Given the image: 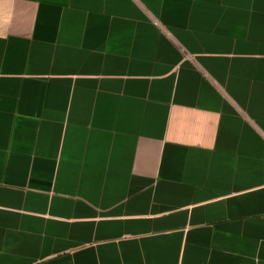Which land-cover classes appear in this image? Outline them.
I'll return each instance as SVG.
<instances>
[{"label": "crops", "instance_id": "obj_1", "mask_svg": "<svg viewBox=\"0 0 264 264\" xmlns=\"http://www.w3.org/2000/svg\"><path fill=\"white\" fill-rule=\"evenodd\" d=\"M0 264H264V0H0Z\"/></svg>", "mask_w": 264, "mask_h": 264}]
</instances>
